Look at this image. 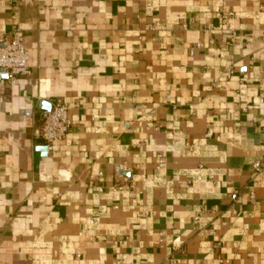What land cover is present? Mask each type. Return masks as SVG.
Returning <instances> with one entry per match:
<instances>
[{
    "label": "crops",
    "instance_id": "0c3cea01",
    "mask_svg": "<svg viewBox=\"0 0 264 264\" xmlns=\"http://www.w3.org/2000/svg\"><path fill=\"white\" fill-rule=\"evenodd\" d=\"M13 26L0 264H264V0H0Z\"/></svg>",
    "mask_w": 264,
    "mask_h": 264
},
{
    "label": "built area",
    "instance_id": "2783aa9c",
    "mask_svg": "<svg viewBox=\"0 0 264 264\" xmlns=\"http://www.w3.org/2000/svg\"><path fill=\"white\" fill-rule=\"evenodd\" d=\"M234 34V33H233ZM30 72L28 50L23 42V30L19 26H13L10 32L0 36V74H4V82L11 86L17 76ZM70 126L68 106L64 102H54L46 111L38 137L44 141L46 151L52 150L53 142L65 138ZM159 164L162 159H158ZM260 162L255 161L253 168L260 170ZM231 199L237 198V193L231 194ZM249 199H254V192H249Z\"/></svg>",
    "mask_w": 264,
    "mask_h": 264
},
{
    "label": "water",
    "instance_id": "95a60500",
    "mask_svg": "<svg viewBox=\"0 0 264 264\" xmlns=\"http://www.w3.org/2000/svg\"><path fill=\"white\" fill-rule=\"evenodd\" d=\"M4 77H5L4 74H0V78H4ZM40 147H41V149L45 150V146H40Z\"/></svg>",
    "mask_w": 264,
    "mask_h": 264
}]
</instances>
